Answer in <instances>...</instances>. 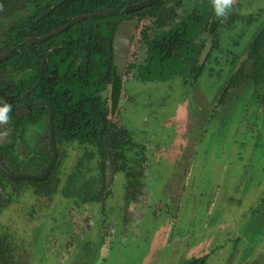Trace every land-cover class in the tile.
<instances>
[{
    "label": "flooded vegetation",
    "instance_id": "flooded-vegetation-1",
    "mask_svg": "<svg viewBox=\"0 0 264 264\" xmlns=\"http://www.w3.org/2000/svg\"><path fill=\"white\" fill-rule=\"evenodd\" d=\"M1 1L0 102L12 105V111L8 122L0 124V264H32L33 252H28L15 241V226L23 232L31 225V231H45L44 238L49 249L42 250L41 256H37L39 263L47 259L52 260L50 264H106V259L112 256L115 247H128L122 239L127 240V233L136 230L139 221L134 222V217L143 211L148 200L147 164L150 158L149 141L145 138L139 141L124 125L122 118L120 122H114L111 118L131 100L130 93L124 90L128 81L140 84L176 81L194 89V106H189V103L180 106L182 111L186 110L187 125L182 132L181 146L176 150L173 148L170 154L173 159L177 157V161L189 159V151L201 142V136H204L202 131L210 120L216 118L220 109L237 102L243 111L239 119V131L251 135L245 138L251 141L239 145V153L243 152V156H246L248 151L252 157L256 150L264 148V143L263 146L259 144L260 140H264V20L241 54L232 52L228 60L222 58L223 50L218 35V32L234 23L242 21L245 24L241 14L244 15L246 11L247 21L262 14L264 9L253 7L250 4L252 0H233L228 14L223 18L215 17L211 0H155L141 8L122 12L125 6L145 0L125 4L120 9L123 17L112 34V69L116 30L124 20L135 19L137 23L125 71L123 75H118L121 84L118 99L115 109H111L113 77L107 74L104 86H100L102 81H95L93 92L96 96L93 97V103L96 100L95 104H99L104 115L103 122L96 128V135L87 143L82 142V135L70 140L62 139L55 124L67 119L69 104L74 102L72 96L68 97V89L75 88L78 93L82 90L75 82L70 86L68 72H73L74 65L81 64L83 51H88V56L93 52L90 46L84 48L82 39L72 36L75 45L72 48L75 52L72 53H75L76 60L68 68L65 31L71 28L72 23L89 18L74 19L83 14L71 16L70 20L57 16L54 22L56 24L58 18L60 22L56 26L53 22L52 26L51 12H56L57 4L64 0H4L8 5ZM99 11L106 13L98 14ZM112 11V8H105L91 13H94V17ZM59 29L62 30L49 36ZM136 37L142 50L140 58L143 56L139 63L129 60ZM95 41L93 38L92 42ZM97 56L102 57L100 54ZM251 59L254 62L246 72L245 65ZM222 64H225V68L231 67V74L224 76L225 82L221 84L223 86L215 98L207 100L200 89L195 88L196 80L204 73H217H213L212 67L219 69ZM149 65L152 67L149 68ZM245 82L247 86L244 93L242 90L238 100L228 105L230 91ZM124 95L128 97L126 102L122 98ZM76 97L81 95L76 94ZM181 110L178 114L182 113ZM250 117L251 123L248 120ZM220 122L216 123L217 132H223L228 142L226 127L229 119ZM51 135L55 157L49 165L54 152ZM236 140H233L230 151L236 148ZM72 148L79 151L73 162L69 154ZM223 151L225 149L221 148L218 155ZM107 167L111 168L110 176L107 175ZM118 173L125 177L123 210L127 217L123 219L124 227L121 225L118 230L114 227L104 229L106 218L110 219L104 212L105 200L110 195V187ZM182 173H185L183 169ZM25 196L29 198L30 205L25 202ZM89 206L92 211L88 213L83 210ZM54 210L57 212L54 213ZM250 211V218L256 228L250 225L253 229L252 244L245 245H249L247 250L254 253L260 245L264 250V193L252 204ZM95 216L98 219H94ZM170 218L172 220L167 227L166 237L162 228L154 230V244L155 240L161 242L173 236L174 221L172 216ZM211 251L214 250L210 249L204 255L192 254L180 264H207L213 255ZM55 253L56 257L53 256ZM262 258L264 260V256ZM260 262L264 264V261ZM145 264H159V261L152 260Z\"/></svg>",
    "mask_w": 264,
    "mask_h": 264
},
{
    "label": "rangeland",
    "instance_id": "rangeland-1",
    "mask_svg": "<svg viewBox=\"0 0 264 264\" xmlns=\"http://www.w3.org/2000/svg\"><path fill=\"white\" fill-rule=\"evenodd\" d=\"M251 2L253 7L264 9V0ZM246 12L244 15L241 14L245 24L240 21L239 24L234 23L231 27L218 32L224 60H228L232 52L241 54L264 20V11L249 21L248 17H245L248 15ZM140 49L141 45L136 37L129 60H137L136 63H139L143 57L140 58L142 54ZM253 62V59L247 61L244 71L248 72ZM212 68L213 73H217L200 75L194 85L207 100L215 98L223 86L221 84L224 76H229L232 71L230 66L225 68V64L219 69ZM246 83H243L245 87L241 84L230 91V95L227 96L228 105L238 100L242 90L244 93ZM124 87V90L130 93L131 100L126 106L125 104L121 106L111 118L114 122H120L122 118L124 125L139 141L145 138L150 143L148 148L150 158L147 164L148 200L143 211L134 217V222L139 221L136 230L127 233V240L122 239L123 242L126 241L128 247H115L112 256L106 259V264H145L152 260L159 261V264H180L181 261L188 259V256L204 255L210 252V249L214 251H211L213 255L207 264H261L260 261H264L262 258L264 250L261 245L252 253V250H247L249 245L245 243L252 244L253 229L250 225L253 224L252 226L256 228L250 218L252 215L250 208L264 193V148L256 150L252 157L248 151L246 156H243V152L239 153V145L251 141L245 140L251 135H248V132L241 133L238 128L239 119L243 115L239 102L220 109L216 118L210 120L202 131L204 136H201V142L189 151L187 155L189 159L177 161V157L173 159L170 154L173 148L176 150L181 146L182 132L187 125L186 110L182 111L180 106L183 103L194 106V89L176 81H151L141 84L128 81ZM122 98L126 102L128 97L124 95ZM179 110L182 111L181 114H178ZM228 119L226 134L231 141L229 144L222 135L223 132H217L216 125L221 124V120ZM248 120L251 123L252 117ZM233 140L240 144H235L236 148L230 151L234 144ZM263 143L264 140L259 141L260 145ZM221 148L225 151L218 155ZM78 153L76 149L69 150L71 162ZM182 169L185 173H182ZM124 181V174L118 173L110 187V195L105 200L104 210L110 219L106 218L104 229L114 227L118 230L121 225L124 227L123 219L127 217L123 210ZM24 200L30 205L29 198L25 196ZM83 210L89 213L93 209L89 206ZM170 216L174 221V229L171 227L174 230L173 236L161 242L155 240L154 244L156 234L154 230L162 228L165 236L172 220ZM94 219L98 218L95 216ZM30 227L23 232L15 226L17 235L15 241L22 244L28 252L29 250L33 252L32 264L52 263L50 262L52 260L47 259L38 262L37 256H41L42 250L49 249V244L44 238L43 229L31 231ZM184 254L186 258H183ZM53 256L56 257V253Z\"/></svg>",
    "mask_w": 264,
    "mask_h": 264
},
{
    "label": "trees",
    "instance_id": "trees-1",
    "mask_svg": "<svg viewBox=\"0 0 264 264\" xmlns=\"http://www.w3.org/2000/svg\"><path fill=\"white\" fill-rule=\"evenodd\" d=\"M135 1L139 0H64L62 3L57 4L58 8L56 7V12H51V24L53 26V22L57 16L66 17L67 20H70L71 16L74 15L88 14L105 8L113 9V11L107 15H95L82 22L72 23L71 28L65 31L66 40L68 42L66 45L67 60L68 64H70L68 68L76 60L74 56L75 53H72L75 52V49H72L75 46L72 36H77L82 39V41L85 42L84 48L88 49L90 46L95 56L93 52H90V56H88V51H83L84 56L82 55L83 59L81 58L80 60L81 64L77 66L74 65L73 72H68L70 86L75 82L82 90L78 93L75 88L71 90L68 89V97L70 98L72 96L74 102L69 104L66 114L67 119L64 122L59 120L55 124L62 139L70 140L82 135V142L87 143L91 140L93 135H96V128L99 123L103 122L102 115H104L99 104H95L96 100L93 103V97L96 96L93 92V86L97 79L102 81L100 86H104L106 83L105 80L108 77H113L111 86V109H115V103L118 99L120 90L119 86L121 84L118 75L114 72L111 65V39L115 26L120 18L123 17L120 13V9L125 4ZM1 2L5 5L9 4L4 0ZM59 22L58 18V22L56 24L54 22V26L58 25ZM86 36L89 38L86 39ZM93 38L97 41L92 42ZM97 54L102 55V57H98ZM103 55H105V59ZM107 56L109 57L107 58ZM148 67L151 68L152 66L149 65ZM107 74L108 77L106 76ZM76 94L81 95V97H76Z\"/></svg>",
    "mask_w": 264,
    "mask_h": 264
},
{
    "label": "water",
    "instance_id": "water-1",
    "mask_svg": "<svg viewBox=\"0 0 264 264\" xmlns=\"http://www.w3.org/2000/svg\"><path fill=\"white\" fill-rule=\"evenodd\" d=\"M155 1V0H145L136 4H131L129 6H125V8L122 10V12H127L129 10L132 9H137V8H141L144 5L149 4L150 2ZM98 14H105L106 11H99L97 12ZM94 15V13H90V14H83V15H78L75 16L74 19L75 20H83L86 18H90ZM137 23V20L132 19V20H124L120 26L118 27V29L116 30L115 34H114V39H113V70L117 75H123L124 71H125V67H126V61H127V57H128V50H129V46L131 43V39L135 33V24ZM60 30H55L53 31L49 36L55 35L57 34ZM51 131H53V128L51 127ZM51 140H52V147H53V157L51 160V163L49 165H51L54 161V157H55V145H54V139L53 136L51 135ZM107 169L109 170L108 172V176H110L111 173V168L107 167Z\"/></svg>",
    "mask_w": 264,
    "mask_h": 264
},
{
    "label": "clouds",
    "instance_id": "clouds-1",
    "mask_svg": "<svg viewBox=\"0 0 264 264\" xmlns=\"http://www.w3.org/2000/svg\"><path fill=\"white\" fill-rule=\"evenodd\" d=\"M233 0H211V6L215 17L223 18L228 14ZM12 105L0 102V124H6L10 118Z\"/></svg>",
    "mask_w": 264,
    "mask_h": 264
}]
</instances>
